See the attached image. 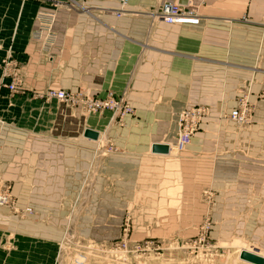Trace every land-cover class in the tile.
<instances>
[{
    "label": "crops",
    "instance_id": "obj_1",
    "mask_svg": "<svg viewBox=\"0 0 264 264\" xmlns=\"http://www.w3.org/2000/svg\"><path fill=\"white\" fill-rule=\"evenodd\" d=\"M172 1L181 0H131V13L117 18L120 0H0V165H15L18 196L64 193L70 201L71 192L85 191L81 202L116 211L122 198L132 204L149 195L154 217L183 216L187 201L202 198L195 182L231 175L215 157L229 135L223 124L239 125L237 141L264 143V0L180 2L195 8L198 25L158 18ZM15 78L25 90L12 95L6 84ZM51 88L121 95L134 112L91 114L84 104L41 96ZM244 94L253 104L246 126L223 117ZM192 105L210 114L187 149L154 152V144L176 140L178 113ZM238 161L243 226H263L264 154L254 168L245 156ZM249 179L260 180L255 197ZM104 221L83 215L75 225L87 235Z\"/></svg>",
    "mask_w": 264,
    "mask_h": 264
},
{
    "label": "rangeland",
    "instance_id": "obj_2",
    "mask_svg": "<svg viewBox=\"0 0 264 264\" xmlns=\"http://www.w3.org/2000/svg\"><path fill=\"white\" fill-rule=\"evenodd\" d=\"M126 8L121 17L131 13L129 4ZM15 79L19 89L17 92L9 89L12 95L25 90L21 87V80ZM51 91L55 89H48L41 96L56 98L49 96ZM81 91L67 90L71 97L67 102L85 104L91 97ZM243 96L247 95L236 96L237 104ZM250 106L252 108L253 104ZM223 126L229 135L215 157L225 160L231 175L222 176L223 179L215 183L195 182V191H201L202 198L186 202L189 206L185 209L186 215L169 219L154 217L157 208L155 210L149 201V195L132 204L122 198L120 205L115 207L116 211L110 203L97 211L95 206L81 202L85 191L71 192L72 198L67 194L70 201H66L64 193L18 196L15 165L12 161L0 165V174L7 177V180L0 178V191L11 196L9 206L0 207V264H250L240 260L242 249L253 252L256 249L264 256V225L243 226L238 175V156H245L248 168H254V157L264 154V143L253 142L247 137L241 139L242 142L237 141L239 125L226 122ZM214 128L220 131L216 121ZM218 138L222 139L220 133ZM11 154L8 155L10 159ZM259 183L260 180L249 179L248 189L252 197L256 196ZM126 190L121 189V192ZM229 190L233 192L230 197L224 195ZM230 198L234 206L224 208V202ZM195 204L203 206L205 211L203 209L198 214ZM215 204L218 207L213 211ZM169 205L173 207L171 201ZM83 215L104 218L101 232L94 230L83 235L77 231L75 221ZM141 215L149 217L145 220ZM159 223L165 224L164 227Z\"/></svg>",
    "mask_w": 264,
    "mask_h": 264
},
{
    "label": "built area",
    "instance_id": "obj_3",
    "mask_svg": "<svg viewBox=\"0 0 264 264\" xmlns=\"http://www.w3.org/2000/svg\"><path fill=\"white\" fill-rule=\"evenodd\" d=\"M131 0H121L119 9L116 11L118 17L124 16L126 6ZM158 17L167 24L173 25H198L199 17L194 7L182 5L179 1L164 3ZM6 87L12 92H17L19 88L16 82L7 83ZM50 97H56L62 101L71 99L69 93L64 90L51 91ZM72 101V100H71ZM85 109L89 113L97 114L98 112H109L113 115L126 117L134 112V107L123 96L109 94L106 97H93L85 101ZM209 107L192 105L178 113V136L176 140L170 144V151L174 150L175 154L185 151L191 140L200 128L202 123L209 116ZM223 117H228L231 121L239 124H248L253 117L252 108L247 96H243L242 100L236 107L229 111V114ZM11 203V196L0 191V207H8Z\"/></svg>",
    "mask_w": 264,
    "mask_h": 264
},
{
    "label": "water",
    "instance_id": "obj_4",
    "mask_svg": "<svg viewBox=\"0 0 264 264\" xmlns=\"http://www.w3.org/2000/svg\"><path fill=\"white\" fill-rule=\"evenodd\" d=\"M180 2H185V0H181ZM84 132L85 135L91 139H97L99 136L98 132L92 131L90 129H86ZM153 146L154 152L169 153L170 146L167 143L154 144ZM257 251L259 250L255 249V251L253 252L246 249H242L240 254V260H244L250 264H264V256L258 254Z\"/></svg>",
    "mask_w": 264,
    "mask_h": 264
},
{
    "label": "bare ground",
    "instance_id": "obj_5",
    "mask_svg": "<svg viewBox=\"0 0 264 264\" xmlns=\"http://www.w3.org/2000/svg\"><path fill=\"white\" fill-rule=\"evenodd\" d=\"M115 14H116V12H115ZM91 114H94V113H91Z\"/></svg>",
    "mask_w": 264,
    "mask_h": 264
}]
</instances>
